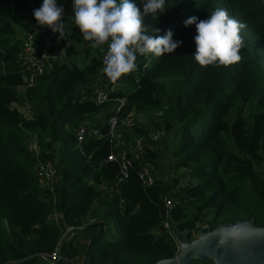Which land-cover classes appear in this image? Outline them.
Wrapping results in <instances>:
<instances>
[{
  "label": "trees",
  "instance_id": "obj_1",
  "mask_svg": "<svg viewBox=\"0 0 264 264\" xmlns=\"http://www.w3.org/2000/svg\"><path fill=\"white\" fill-rule=\"evenodd\" d=\"M34 2L39 8L43 0ZM134 2L142 8L145 0ZM33 6L28 0H0V264H71L85 255L92 237L90 264H154L177 254L174 238L163 228L162 180L156 176L152 186L144 187L134 164L128 178L115 186L119 165L107 160L106 126L100 123L101 135L81 143L75 134L87 117L161 109L169 83L177 84L168 106L175 118L165 128L171 130L173 120L179 125L174 167L188 169L172 178L174 185L183 181L172 193L177 203L170 212L173 229L190 242L201 229L198 223L213 229L251 218L264 227V0H165V11L145 22L161 29L154 35L171 29L173 40L182 43L161 57L138 55L137 68L114 82L103 74L107 45L84 48L82 59L90 61L77 64L76 45L83 36L73 24L61 59L51 61L26 91L32 112L26 118L12 105L22 99L17 92L22 36L35 33L38 42L43 28L32 15ZM216 8L246 23L242 60L201 67L191 55L195 25L185 27L183 21L206 19ZM98 83L115 86L109 89L112 104L90 98ZM120 98L125 101L113 112ZM29 134L38 140L40 158L55 164L58 179L51 189L35 173ZM158 159L155 150L146 149L144 161L155 171ZM54 211L62 215L58 224L50 221ZM99 220L104 231L96 236L98 226L86 227V243L64 235L68 227L72 233ZM56 247L59 259L42 258Z\"/></svg>",
  "mask_w": 264,
  "mask_h": 264
},
{
  "label": "clouds",
  "instance_id": "obj_2",
  "mask_svg": "<svg viewBox=\"0 0 264 264\" xmlns=\"http://www.w3.org/2000/svg\"><path fill=\"white\" fill-rule=\"evenodd\" d=\"M71 7V24L63 19L64 8L57 0H43L32 15L38 25L47 26L58 38L70 35L74 24L92 48L107 45L103 74L113 82L137 68L138 55L161 57L173 53L182 43L173 40L171 29L162 36L154 35L161 29L145 22V17L157 19L165 11V0H145L142 8L134 0H72ZM183 24L195 25L196 47L191 55L201 67H228L242 60L245 41L241 30L247 25L230 16L226 9L216 8L203 20L190 16Z\"/></svg>",
  "mask_w": 264,
  "mask_h": 264
},
{
  "label": "built area",
  "instance_id": "obj_3",
  "mask_svg": "<svg viewBox=\"0 0 264 264\" xmlns=\"http://www.w3.org/2000/svg\"><path fill=\"white\" fill-rule=\"evenodd\" d=\"M28 2L30 6H33L34 0H28ZM38 38L39 41L36 42L35 33H25L22 36V51L20 54V74L22 83L17 87V92L20 96H22V99L14 102L12 107L20 111L26 118L32 117L30 104L25 97L27 89L34 86L37 77L42 75L51 66V61L61 59L64 54L63 51L66 48V44L65 46H62V40L61 38H58V34L54 33L51 29L45 28L44 26L41 29V33ZM105 54L106 52L104 55ZM142 67L146 66L142 65ZM110 87L115 88L114 85L112 86L109 83L96 84L90 98L97 104L109 101ZM86 97L87 96L83 92L81 99L86 100ZM116 101L120 104L114 107L115 110L113 112H118L119 107L125 100L120 98ZM143 115H145V113L135 109H130L128 114L124 117H119L116 113H111L109 116L104 118H98L96 116L95 118L87 117L82 120L75 129L77 141L78 143H81L86 138L101 135L100 123L106 126L105 137L110 144V153L107 156V160L116 161L119 165V174L116 179L115 186H119L128 178L129 171L133 168L134 164L138 165V177L144 187L152 186L156 181L154 168L144 161V154L146 149L149 147L145 140H149L150 143L158 142L162 134H160L161 131L159 129H154L147 137L134 136L131 127L135 124L139 125V121ZM27 144L37 156L34 167L36 175L47 188H53L54 183L58 179V173L54 162L51 159L40 158L41 149L34 134H29ZM164 193L163 201L166 210L165 219L162 222L163 228L166 229V231L175 240L173 234L174 229L170 220V212L177 203L173 197L166 192ZM70 229L71 228H69V230ZM175 242L179 248L177 241ZM42 258L48 261H55L59 259V248L56 247L52 252L43 254Z\"/></svg>",
  "mask_w": 264,
  "mask_h": 264
},
{
  "label": "water",
  "instance_id": "obj_4",
  "mask_svg": "<svg viewBox=\"0 0 264 264\" xmlns=\"http://www.w3.org/2000/svg\"><path fill=\"white\" fill-rule=\"evenodd\" d=\"M69 44L66 43V47ZM90 225L99 227L96 236L104 231L105 223L102 221L92 222L86 227ZM173 234L179 245L177 254L154 264H194L195 260L206 259H211L212 264H264V227L256 226L251 218L226 222L213 229L205 225L190 242L175 229ZM92 239L87 243L81 264H90Z\"/></svg>",
  "mask_w": 264,
  "mask_h": 264
},
{
  "label": "rangeland",
  "instance_id": "obj_5",
  "mask_svg": "<svg viewBox=\"0 0 264 264\" xmlns=\"http://www.w3.org/2000/svg\"><path fill=\"white\" fill-rule=\"evenodd\" d=\"M57 4L62 5L64 8L63 18L66 24H71L70 16L73 15L72 7H71L72 0H57ZM33 8H35V2ZM44 27L50 29L47 26ZM69 39L70 38L68 34H66L65 38H61L62 46H65V43H70ZM87 47H91L90 42L88 43V41H85L84 38L82 37L81 42H79L76 45V50H78L77 55L80 53L79 56L76 57V61L80 67H83L85 63H88L90 61L89 58L87 60L86 58L82 59L83 49ZM176 85H177L176 83H169L166 86L167 89L165 90L164 95L161 96L163 102L161 109L154 110L150 113H145V115H143V117L140 119L139 125L135 124L133 126L134 127L133 135L138 137L139 136L147 137L148 134L154 129H160L161 131L160 134L162 135L158 142L150 143L149 140L147 139L145 141L149 145L148 149L155 150V152H157L159 155V159L157 160V170L155 171V174L157 178L162 180L166 193L169 194L171 197H173L172 193L175 192L174 188L181 187V185L183 184V181L180 180L177 185L176 184L174 185V181H172V178L174 177L180 178L182 177L181 176L182 174L188 172V169L184 167L183 168L174 167L176 157L173 156L172 152L177 145V141H178L177 128L179 125L173 120V122L175 123L173 122L170 123L173 128L171 130H167L165 128V123L167 121H170L171 118H175L171 115L170 110H168V106L170 105V103L173 100V97L176 94L175 91ZM109 102H111L110 104H112L113 101H109ZM161 110L163 111V113ZM155 122H157L159 125L157 126ZM206 212H208V210H206ZM98 215L99 216L101 215L100 218L105 221L110 220V218L104 217L103 214L99 213ZM205 219H207V217ZM198 226L202 228L203 226H205V224L198 223ZM194 234L196 237L198 233H194ZM81 262L82 261L80 260H74L73 262L71 261V264H81ZM212 263L213 261L211 259H206L205 262H202V260L194 261V264H212Z\"/></svg>",
  "mask_w": 264,
  "mask_h": 264
},
{
  "label": "crops",
  "instance_id": "obj_6",
  "mask_svg": "<svg viewBox=\"0 0 264 264\" xmlns=\"http://www.w3.org/2000/svg\"><path fill=\"white\" fill-rule=\"evenodd\" d=\"M164 192H166L164 190ZM60 220H62V215L59 214L58 212L54 211L51 215H50V221L52 223H55V224H58L60 222ZM91 223V222H90ZM83 228V227H86L85 225L84 226H80L78 228ZM105 228V226H104ZM85 229V228H84ZM84 229H76L74 232L70 233L71 231L69 232H66L64 235H66V238H70L72 237L73 235L76 236L77 238V241L81 242V243H86V236H87V233H84ZM67 230H69V227L67 228ZM99 230V229H98ZM83 257L82 258H79V257H75L73 260H80L82 261ZM72 261V260H70ZM73 262V261H72Z\"/></svg>",
  "mask_w": 264,
  "mask_h": 264
}]
</instances>
